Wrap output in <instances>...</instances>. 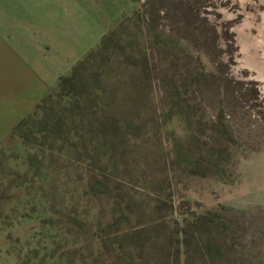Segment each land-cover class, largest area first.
I'll list each match as a JSON object with an SVG mask.
<instances>
[{"label": "rangeland", "instance_id": "374dc122", "mask_svg": "<svg viewBox=\"0 0 264 264\" xmlns=\"http://www.w3.org/2000/svg\"><path fill=\"white\" fill-rule=\"evenodd\" d=\"M149 1L0 0V22L34 10L30 17L50 48H86L59 82L120 29L119 42L109 43L83 74L84 86L56 91L58 82L50 91L62 132L42 133L41 113L12 138L20 120L0 141V264H173L175 247L166 246V237L177 222L184 226L192 207L208 218L203 238L222 247L204 264H264V98L231 69L245 0H161L160 21ZM185 10L190 22L174 21L172 12ZM143 70L151 87L140 78ZM182 74L187 84L177 85L189 101V120L166 79ZM134 89L150 94L140 106L130 103ZM80 91L98 92L101 105L115 91L121 121L131 106L151 117L115 152L100 135L91 139L95 145H82L72 123ZM138 241L151 249L135 252Z\"/></svg>", "mask_w": 264, "mask_h": 264}, {"label": "trees", "instance_id": "16d2710c", "mask_svg": "<svg viewBox=\"0 0 264 264\" xmlns=\"http://www.w3.org/2000/svg\"><path fill=\"white\" fill-rule=\"evenodd\" d=\"M161 0H150L147 4L154 3V17H158L159 21L162 18L158 16L157 8L155 3H159ZM147 5V6H148ZM146 6V8H147ZM153 9V6H152ZM174 21L176 22H190L192 17H190L189 14H187L186 10L182 15L173 14ZM158 20L155 18L154 23H156ZM177 24V23H176ZM123 27V25L121 26ZM120 27V28H121ZM149 27V26H148ZM150 28V27H149ZM119 28L113 31L111 34L106 36L101 44L97 47L96 50L92 51L91 53L86 56V58L81 61L78 65H76L70 76L64 77L60 80L57 90H66L67 85L75 83L76 85L79 84V87L81 88V85L84 86V83H82V76L84 73H86L87 68L91 67L93 61L96 58V55L99 53L104 52V50L107 49V46L111 42H119V39H117V36L119 35ZM174 33L179 36L181 34V29L177 28ZM145 56V55H143ZM142 67H145L146 69L148 66V60L146 57H142ZM101 69V68H98ZM147 72L143 70V72L140 75V78L144 81L146 80L148 84L152 85V78L150 74H146ZM187 77L188 74L186 73ZM167 77V76H166ZM95 78V77H94ZM186 77L184 75H173L171 78L167 79V84L169 89V94L172 97V101L175 99V103L177 102L179 109H182V112L184 113V117L189 120L190 112H189V101L184 97V94H182V85L183 81ZM138 77L134 78L131 83H137ZM98 84V82L96 81ZM179 84H182L178 86ZM97 90H100V88L97 86V88H94ZM81 92V93H80ZM75 94L73 109L76 112L74 117L75 123V130L78 133L80 142L82 145L87 144L88 147H91L95 145L91 139L96 136L100 135L102 136V142L107 143V149L113 150L114 152L116 149L125 141V137L127 134L133 135L137 131H140L144 128V119L150 118L151 114H142L140 115L138 111H140V107H134V106H140L141 102L146 100L150 94L144 92L142 89H134L133 93H129V99L130 103L134 106H131L126 118L124 120H120L117 117H120L123 119L125 113L123 110L118 108V106L115 104V91H110L107 95H104V99H106L105 105H101L99 103L98 97L101 96L98 92H95L94 94H83L82 91H80ZM55 92L50 93L47 95L26 117H24L12 130L10 136L13 138L16 134L24 130L31 122V119L34 117H39V114L43 113V118L41 120L43 124L42 133H44L47 136L53 135L55 133L62 132L63 129V119L61 117H58L54 115L53 110L50 108L55 98ZM128 97L127 95H125ZM88 100V102H85ZM176 106V105H175ZM122 122V123H121ZM132 131V132H130ZM18 132V133H17ZM154 132V128H148V134L151 135ZM116 134L114 137H107L108 135ZM80 134V135H79ZM107 134V135H106ZM120 156L121 151H119ZM89 160L88 162H91V159L93 158V151L92 148H89L88 151ZM167 162V161H166ZM168 163V162H167ZM195 165H199V160H197ZM173 203H170L168 207H173ZM190 208L186 211H188ZM192 213L187 212V216H185L184 226H180L177 222L175 227H171V231H169L167 237H166V246L171 250L172 247H175V253L176 258L175 262L173 264H204L205 258L208 260L213 257L220 256V251L222 249L220 241L217 243L210 244L208 239H204L201 235V232L205 225H208L207 217L205 216H196L194 215L193 207L191 208ZM214 240V239H213ZM154 244V243H153ZM155 245V244H154ZM135 246V252L139 250V253L142 252L143 249H146L147 252L149 248L151 249V246L147 245V247L140 246V241L134 243ZM162 248V247H161ZM164 249V248H162ZM225 255L227 259H232L234 256L230 252V249H224ZM154 255L156 254H150ZM262 257V256H260ZM253 258V259H262V258ZM240 259L245 260L246 256L242 253L240 256ZM204 262V263H203Z\"/></svg>", "mask_w": 264, "mask_h": 264}, {"label": "crops", "instance_id": "0c3cea01", "mask_svg": "<svg viewBox=\"0 0 264 264\" xmlns=\"http://www.w3.org/2000/svg\"><path fill=\"white\" fill-rule=\"evenodd\" d=\"M33 11L19 10L23 14L10 24L0 22V141L70 73L86 49L50 48L44 32L38 31L41 26L30 17Z\"/></svg>", "mask_w": 264, "mask_h": 264}, {"label": "water", "instance_id": "95a60500", "mask_svg": "<svg viewBox=\"0 0 264 264\" xmlns=\"http://www.w3.org/2000/svg\"><path fill=\"white\" fill-rule=\"evenodd\" d=\"M252 5L254 13L246 12ZM231 69L237 79L253 82L264 98V0H245L236 55Z\"/></svg>", "mask_w": 264, "mask_h": 264}]
</instances>
